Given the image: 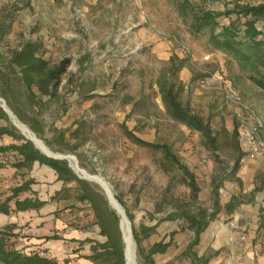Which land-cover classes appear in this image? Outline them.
I'll return each mask as SVG.
<instances>
[{"label":"rangeland","instance_id":"rangeland-1","mask_svg":"<svg viewBox=\"0 0 264 264\" xmlns=\"http://www.w3.org/2000/svg\"><path fill=\"white\" fill-rule=\"evenodd\" d=\"M188 23L170 0H0V27L7 30L0 42L4 57L31 40L52 64L70 59L60 88L63 104L49 107L42 117L46 136L86 123L83 134L89 140L77 154L53 151L74 155L81 167L104 178L134 211L131 228L147 221L156 204L189 193L186 174L169 163L163 148L139 144L132 135L169 146L196 183L209 189L203 201L209 208L227 193L225 184L235 188L242 179L247 188L249 179L240 174L256 164H245L242 152L212 145L173 118L162 88H172L183 110L203 118L212 135L237 128L246 153L247 134L264 144V92ZM11 179L0 178V198L9 192ZM65 204L54 215L66 223L86 214L66 211ZM135 249L141 264L136 243Z\"/></svg>","mask_w":264,"mask_h":264},{"label":"trees","instance_id":"trees-1","mask_svg":"<svg viewBox=\"0 0 264 264\" xmlns=\"http://www.w3.org/2000/svg\"><path fill=\"white\" fill-rule=\"evenodd\" d=\"M170 1L174 2L180 14L189 21L192 33L207 34L211 48L234 61L243 73L248 75L247 78L264 92V0ZM215 2L222 3L223 8L212 7ZM6 31L3 26L0 27V42ZM69 64L70 59L67 57L52 64L41 54L39 44L31 40L21 48L12 50L8 57L0 53V98L4 99L13 114L21 122L28 124L52 150L77 154L79 147L89 140L83 134L86 123L77 121L72 129H56L49 139L46 136L45 121L42 119L46 109L51 106L59 108L63 104L60 88ZM162 93L173 118L201 132L212 145L228 146L231 142L235 149H240L236 143L239 136L237 128H234L230 140L222 134L212 135L209 124L203 118L183 110L172 93V88L164 87ZM123 126L128 131L127 126ZM131 137L144 146L163 148L169 163L183 169L186 174L184 181L189 189L187 195L172 197L156 204L155 210L148 212L147 221L138 226L133 224L132 234L141 264H156L155 256L165 253L174 243L175 235L181 232L188 235V243L177 256L188 258L191 264H208L217 252L198 254L196 248L200 244L201 234L220 213L230 216L243 203L250 202L253 193L260 187L249 193L240 191L233 194L224 204L217 197L209 208L199 199L200 186L196 183L194 175L187 171L169 146L138 136ZM35 164L46 166L54 174L55 178L51 182L54 189L47 199L40 195L41 189L38 186L41 182L32 175ZM161 165L165 170H169V164L166 162ZM8 167L14 169V182L9 192L0 198V213L10 215L19 211H38L48 201L65 202L66 211L76 209L86 213L67 223L69 226L83 229L96 227L102 237L73 240L78 242V247L73 248L72 252L88 245L90 254L84 257L92 262L126 264L125 244L119 227L120 217L109 208L104 193L95 184L78 177L66 159L48 157L36 148L13 124L0 100V169ZM115 196L125 206L126 214L133 222L136 216L134 211L119 195ZM138 203L139 198H135L134 204ZM157 213L163 216L156 217ZM174 221L178 225L168 232L169 239H158L162 231L161 225ZM20 232L17 223L0 225V264H62L56 257L49 256L47 249L27 248L21 242ZM59 237L54 233L45 236V239Z\"/></svg>","mask_w":264,"mask_h":264},{"label":"crops","instance_id":"crops-1","mask_svg":"<svg viewBox=\"0 0 264 264\" xmlns=\"http://www.w3.org/2000/svg\"><path fill=\"white\" fill-rule=\"evenodd\" d=\"M217 5L220 6L221 3L215 2L212 7L220 9L221 6ZM233 130L234 128L227 130L223 127L219 134L225 135L230 140ZM236 143H238L239 150L235 149L231 142L227 145L238 152H242L240 159L245 161V164L249 165L251 163L252 166V162L256 164L255 167L246 168L242 171V175L240 174V177L249 179L248 187L243 186L241 178L240 185L235 188H230L229 184H225L229 190L226 194L221 195L220 202L224 204L233 194L240 191L249 193L256 187L260 188L253 193V199L250 202L243 203L230 216L220 213L218 218L210 223L208 228L201 234L200 244L196 248L198 254L217 252L208 264H264V155L251 158L248 153L242 150L240 139H237ZM13 174L14 169L11 167L0 169V178L11 179ZM32 175L36 177L37 181L41 182L38 186L41 189L40 195L47 199L54 189V185L50 184L55 178L53 172L46 166L35 164ZM199 186L198 196L203 202L210 197V191L207 186L203 187L201 184ZM60 207V202L48 201L38 211H19L10 215L0 213V225L10 222L17 223L21 230L20 239L22 244L27 248L47 249V254L56 257L62 264H97L84 257V255L90 254L88 245H83L78 251L72 252L73 248L78 247V242L73 240L86 237L102 239L97 232V228L83 229L69 226L54 215V211ZM226 223H233V227H226ZM177 225L176 221L162 224V232L158 239L165 238V240H168V232L177 228ZM54 233L60 237L58 239H45V236ZM187 243L188 235L182 232L177 233L174 237V243L168 250L155 256L156 264H191L188 258L177 256Z\"/></svg>","mask_w":264,"mask_h":264},{"label":"bare ground","instance_id":"bare-ground-1","mask_svg":"<svg viewBox=\"0 0 264 264\" xmlns=\"http://www.w3.org/2000/svg\"><path fill=\"white\" fill-rule=\"evenodd\" d=\"M15 123L18 127L33 141L36 143L38 147H40L43 151L48 153L56 154L50 147L46 145V143L39 138L26 124L21 122L17 117L14 118ZM70 164L79 174L86 176L93 182L97 183L100 187L104 190V193L107 194L112 207H114L118 212L121 220V226L124 233L125 245H126V254H127V264H136V249H135V242L130 230V222L129 218L126 214V211L123 205L119 202L116 198L115 194L112 191V188L107 183V181L102 178L100 175L92 174L88 172L86 169L81 167L78 163L77 158L74 155H66Z\"/></svg>","mask_w":264,"mask_h":264},{"label":"water","instance_id":"water-1","mask_svg":"<svg viewBox=\"0 0 264 264\" xmlns=\"http://www.w3.org/2000/svg\"><path fill=\"white\" fill-rule=\"evenodd\" d=\"M0 100L2 101V103H1V106L4 108V110L9 114V116H10V118H11V120H12V122H13V124L21 131V133L27 138V139H29L30 141H32L33 142V144L35 145V147L36 148H38L42 153H44L46 156H48V157H52V158H56V159H66L67 161H68V163H69V165H70V167L73 169V171L78 175V177H80V178H82V179H86V180H90L89 178H87L86 176H84V175H81V174H79L76 170H74V168L72 167V165L70 164V162H69V160H68V158H67V156L66 155H61V154H59V153H56V154H54V153H48V152H45V151H43L40 147H38L37 145H36V143L33 141V139L32 138H30V137H28L19 127H18V125L15 123V121H14V118L16 117L14 114H13V112L7 107V105H6V102H5V100L4 99H2V98H0ZM90 181H92V180H90ZM102 188V187H101ZM103 189V188H102ZM104 190V189H103ZM106 196H107V194H106ZM107 198H108V196H107ZM108 201H109V203H110V200H109V198H108ZM111 204V203H110ZM115 209V208H114ZM118 213V212H117ZM130 222V221H129ZM131 224V223H130ZM119 227H120V230H121V233H122V239H123V241H124V244H125V239H124V233H123V230H122V226H121V220H119ZM130 230H131V233H132V228L130 227ZM132 236H133V234H132ZM125 259H126V264H127V254H126V245H125Z\"/></svg>","mask_w":264,"mask_h":264},{"label":"built area","instance_id":"built-area-1","mask_svg":"<svg viewBox=\"0 0 264 264\" xmlns=\"http://www.w3.org/2000/svg\"><path fill=\"white\" fill-rule=\"evenodd\" d=\"M245 141L247 142L248 145L249 157L253 158L258 155H264V149H263L264 144L261 141H259L256 136L247 134L245 137ZM225 226L228 228H232L233 223H226Z\"/></svg>","mask_w":264,"mask_h":264}]
</instances>
